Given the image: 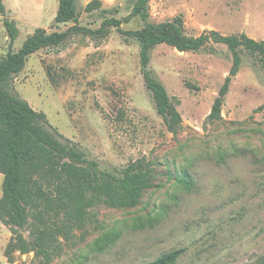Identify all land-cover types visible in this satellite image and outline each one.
<instances>
[{"label": "rangeland", "instance_id": "rangeland-1", "mask_svg": "<svg viewBox=\"0 0 264 264\" xmlns=\"http://www.w3.org/2000/svg\"><path fill=\"white\" fill-rule=\"evenodd\" d=\"M91 0H77L79 24L98 28L86 13ZM127 16L135 0H100ZM0 59L9 50L4 19L17 29L18 50L38 27L56 24L57 0H3ZM149 21L179 19L187 36L208 30L264 39V0H150ZM136 19L121 28L141 27ZM241 65L222 99L219 119L212 104L228 76L232 56L223 44L181 52L159 44L148 68L176 104L181 121L168 130L145 88L139 46L111 28L106 38L69 36L38 50L14 78L13 90L45 113L49 123L77 143L101 170L121 169L145 158L153 186L138 206L85 207L79 217L65 210L31 209L16 232L41 241L49 254L9 252L11 229L0 221V264H144L164 252L184 249L175 264H259L264 257V56L239 50ZM190 179V185L179 180ZM3 175L0 173V195ZM65 228L66 237L55 233ZM10 261V262H9Z\"/></svg>", "mask_w": 264, "mask_h": 264}, {"label": "trees", "instance_id": "trees-1", "mask_svg": "<svg viewBox=\"0 0 264 264\" xmlns=\"http://www.w3.org/2000/svg\"><path fill=\"white\" fill-rule=\"evenodd\" d=\"M54 17L56 24L71 23L64 31L47 32L38 27L22 46L12 50L18 36L16 25L4 19L9 39V50L0 59V173L3 175L0 195V221L11 229L12 236L6 246L9 252L33 251L44 259L49 254L41 241L29 242L16 232L27 222L31 209L54 213L65 210L70 218L81 215L85 207L103 203L113 208H134L139 205L144 193L153 186L154 170L145 158H139L121 169L101 170L98 163L89 159L79 145L65 137L48 121L42 111L33 109L12 87L14 78L23 70L30 55L40 49L62 44L69 36L80 34L93 40L108 36L111 28L120 33L127 42L136 41L139 46V64L145 88L151 94L156 112L166 128L175 132L181 117L176 104L165 87L156 80L148 68L151 50L166 44L178 51L197 52L210 42L223 44L231 52L232 64L215 98L209 119H219L222 99L228 91L231 78L241 65L239 50L244 49L264 56V39L256 40L244 33L224 35L217 30H208L196 37L187 36L179 19L162 22L149 21V1L135 0L130 13L117 18V8H106L100 0H91L85 7L86 13H96L101 18L98 28L92 29L79 24L80 11L77 0H57ZM0 0V15L6 13ZM141 27L131 30L121 28L132 19ZM181 183L190 185V179L180 178ZM67 230L57 228L55 233L63 237ZM184 249H173L144 264H175ZM10 262V261H9ZM259 264H264V257Z\"/></svg>", "mask_w": 264, "mask_h": 264}]
</instances>
